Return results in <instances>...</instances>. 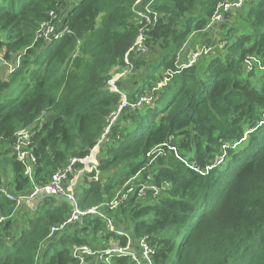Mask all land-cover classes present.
Returning <instances> with one entry per match:
<instances>
[{
  "label": "trees",
  "instance_id": "obj_1",
  "mask_svg": "<svg viewBox=\"0 0 264 264\" xmlns=\"http://www.w3.org/2000/svg\"><path fill=\"white\" fill-rule=\"evenodd\" d=\"M226 1L76 0L60 16L64 0H0V50L15 63L0 76V181L14 180L16 195L33 188L12 151L17 132L31 128L35 184L97 151L100 179L80 177L74 192L79 207L102 214L50 236L70 215L67 199L16 208L0 194V264H77L76 247L126 245L121 232L136 247L146 236L154 264H264V0L211 25ZM51 12L67 30L46 42L39 33ZM139 44L148 51L138 54ZM197 45L206 50L185 67ZM128 63L132 74L112 91L114 71ZM166 70L172 76L152 91ZM150 93L152 103L123 109L106 134L125 95L136 103ZM132 179L165 189L134 190L112 207Z\"/></svg>",
  "mask_w": 264,
  "mask_h": 264
},
{
  "label": "built area",
  "instance_id": "obj_2",
  "mask_svg": "<svg viewBox=\"0 0 264 264\" xmlns=\"http://www.w3.org/2000/svg\"><path fill=\"white\" fill-rule=\"evenodd\" d=\"M245 0H233V1H226L225 3H220L218 5V8L216 9L213 17H212V23L216 20H219L224 12L228 11L229 9H234L235 7H239L243 5V2ZM52 14V20L49 23H42V32L39 33V37L43 38L44 41L48 42L53 40L54 38H58L62 33H64L66 30L62 29V31L57 30L56 25L53 24L54 19H56L57 15L53 12ZM142 17L145 19V26L146 23H151V18L146 14H141ZM143 19V20H144ZM156 19V17H154ZM143 22V21H142ZM140 43V41H139ZM143 46V44H142ZM139 47L141 45L139 44ZM140 50V49H139ZM199 53H193L189 57L188 62L184 65L185 67L191 66L196 58L199 56ZM0 59H3V53L0 50ZM19 59H17V65L19 64ZM7 62L4 60V64ZM129 64V63H128ZM247 66L249 68H252V63L250 61H247ZM127 68V67H126ZM123 69L121 76H125L127 74V69ZM262 68V67H261ZM11 72L14 71L15 65L10 68ZM173 72L171 70L166 73V76L164 77L163 81L159 82L157 84V87H153L152 91L156 90L159 87H162L165 85L169 77L172 76ZM110 84V83H109ZM110 88L114 92H118L119 90L116 88L115 84H110ZM153 101L152 93L150 95H144L139 98V100L136 103H130L125 97L123 98L121 105L119 106L117 111H114L110 115V124L106 128V134H108L110 130V126L117 120L119 113L125 109V108H135L141 106L143 103L150 104ZM32 142H33V132L31 128H23L19 130L16 134V139L14 143L12 144V151L13 154L16 156L17 160L22 162L23 168H24V174L30 179L32 183H34L33 188L28 192L24 194H14V192L11 191V189L8 187V183L5 182V180L0 181V194L5 195L7 198L12 199L16 202V208L21 207L22 205L29 204L30 201H34L37 199L38 195H45V196H60L67 199L71 205L72 209L70 212V215L66 219V221L62 225H55L51 227L50 236L54 235L58 231L63 230L67 225L77 222H82L83 218L88 214H100L99 207L94 206L89 209H82L79 207L77 203V199L75 196L74 189L72 186H68L66 188V182L71 179H80V177L88 175V179L90 181H98L101 177V171L99 169V164L96 159V153L97 151H92V153L84 158H72L70 160V164L66 169H59L57 170L54 175L52 176V179L47 184H35L34 179V169H35V163H36V157L33 153L32 149ZM77 164H80L81 166L78 168H75ZM69 173H72V177H69ZM154 185H131L130 188L127 190V193L117 194L116 198L112 202V207H115L120 201L126 199L127 194L137 190L138 195L140 197L146 196L147 190L151 189L153 190V195L160 192L161 189H165V187H159ZM159 194V193H158ZM6 217L3 215H0V223L5 221ZM108 226L113 229L112 222L108 221ZM121 234H125L128 237V243L126 245H121L119 242L116 241H110L109 245L102 250H96L91 248L88 245H81L74 249L73 251V257L78 260L77 264H93L89 258H95L96 263H108L112 257L115 256H129L135 264H154L153 261V253L154 249L149 245L147 241V237H142L139 242L138 246L136 247L130 238V236L127 233L121 232ZM95 263V264H96Z\"/></svg>",
  "mask_w": 264,
  "mask_h": 264
},
{
  "label": "rangeland",
  "instance_id": "obj_3",
  "mask_svg": "<svg viewBox=\"0 0 264 264\" xmlns=\"http://www.w3.org/2000/svg\"><path fill=\"white\" fill-rule=\"evenodd\" d=\"M76 2V0H64V2H63V5H62V7H61V13H63V14H61L60 16H63V15H65L68 11H69V8L72 6V5H74V3ZM239 7H242V5L241 6H239ZM239 7H235L234 9H229L228 11H226V12H224V14H223V16L219 19V20H216V21H214L213 23H212V20H211V22H210V24L212 25V24H217V23H220V22H223L224 21V19H225V15L228 13V12H231V13H234L236 10H237V8H239ZM51 14V13H50ZM59 15V14H58ZM56 25V24H55ZM218 26L220 25V24H217ZM144 26H145V24H144ZM220 28V27H219ZM217 33V32H216ZM138 48L140 49V51L138 52V54H141L142 52H144V51H148V48L147 47H145V45L143 44V46L141 45V47H139L138 46ZM186 48H187V46H186ZM186 48L182 51V53H181V55L179 56V59L180 60H182V58H183V55H184V53H185V50H186ZM206 49H205V47L204 46H201V45H197V46H195V47H192V48H190V50H189V52L188 53H185L186 54V57H187V59L191 56V55H193V53H199L198 55L200 56V54L203 52V51H205ZM156 57V54H154V56L152 57V59L153 58H155ZM152 59H151V61H152ZM7 63H9V64H11V67H13L14 66V60H12V61H10V62H7ZM9 68H10V66L9 65H5L4 64V61H3V59H0V76L3 78V79H8V76H9V74H10V71H11V69L9 70ZM127 74L125 75V76H121L120 74L122 73V72H119V70H116V71H114V74H115V76H113L111 79H110V81H109V83L110 84H115V86H116V88L118 89V87H117V84H116V82L119 80V79H121V78H126V77H128V76H130L131 74H132V72H133V69H134V67H132L130 64H127ZM8 70H9V72H8ZM168 71L169 70H166L165 71V74L166 73H168ZM141 73H142V70H139V76H141ZM20 94V90L18 89V88H16L15 89V91H13V92H11L10 93V95L11 96H18ZM125 98L127 99V97H126V95H125ZM128 100V99H127ZM221 160H223V159H220V161ZM83 178V177H82ZM5 180V182L6 183H8V187L9 188H11L12 187V185H13V182H14V180H10V183L6 180V179H4ZM81 184V182H80V180H78V178L77 179H71V180H68L67 182H66V188L68 187V186H72V188L74 189V188H76L78 185H80ZM128 185H137V184H135V179H132V182L131 183H129V182H127L126 184H125V186H128ZM158 189H159V187H157ZM133 192V191H132ZM132 192H130V193H132ZM121 192H118V194H120ZM159 193V192H158ZM158 193L157 194H155V195H153V196H156V195H158ZM145 197V196H144ZM116 198V197H115ZM32 205H34V203H33V201H30L29 202V206L31 207ZM109 245V244H108ZM107 245V246H108ZM106 246V247H107ZM92 260H95V258H93L92 257ZM96 264H102V263H96Z\"/></svg>",
  "mask_w": 264,
  "mask_h": 264
},
{
  "label": "water",
  "instance_id": "obj_4",
  "mask_svg": "<svg viewBox=\"0 0 264 264\" xmlns=\"http://www.w3.org/2000/svg\"><path fill=\"white\" fill-rule=\"evenodd\" d=\"M45 195H38L37 199L43 198ZM62 198V197H61Z\"/></svg>",
  "mask_w": 264,
  "mask_h": 264
},
{
  "label": "crops",
  "instance_id": "obj_5",
  "mask_svg": "<svg viewBox=\"0 0 264 264\" xmlns=\"http://www.w3.org/2000/svg\"><path fill=\"white\" fill-rule=\"evenodd\" d=\"M5 65H9V66H10V68H11V64H9V63H6ZM10 68H9V70H10ZM9 70H8V72H9Z\"/></svg>",
  "mask_w": 264,
  "mask_h": 264
},
{
  "label": "clouds",
  "instance_id": "obj_6",
  "mask_svg": "<svg viewBox=\"0 0 264 264\" xmlns=\"http://www.w3.org/2000/svg\"><path fill=\"white\" fill-rule=\"evenodd\" d=\"M60 31H62V30H60ZM14 65H15V63H14ZM45 197V196H44ZM58 197H60V196H58Z\"/></svg>",
  "mask_w": 264,
  "mask_h": 264
}]
</instances>
